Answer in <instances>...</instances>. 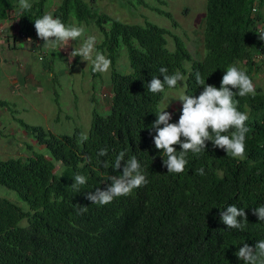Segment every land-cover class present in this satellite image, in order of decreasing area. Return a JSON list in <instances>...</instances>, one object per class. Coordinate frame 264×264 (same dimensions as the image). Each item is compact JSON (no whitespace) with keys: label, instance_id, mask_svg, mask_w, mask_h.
<instances>
[{"label":"trees","instance_id":"trees-1","mask_svg":"<svg viewBox=\"0 0 264 264\" xmlns=\"http://www.w3.org/2000/svg\"><path fill=\"white\" fill-rule=\"evenodd\" d=\"M46 1L28 0L30 10L16 9L17 34L38 47L44 41L34 21L46 13ZM133 3L148 5L146 0ZM18 4L19 0H0V21ZM150 7L172 20L169 12ZM204 9V57L198 59L184 41L150 19L122 22L85 0L57 3L54 18L67 24L73 13L78 23L92 25L98 37L101 34L96 49L112 61L111 93L105 97L109 109L102 113L92 106L89 138L83 143L80 127L62 135L18 119L36 145H44L49 153L40 150L10 158L0 154V185L24 202L0 196V264H244L236 256L238 249L264 239V221L253 215L254 208L264 205L262 87H256L254 98L237 96L238 109L248 114L252 129L246 134V158H232L208 141L206 151L187 154L182 174H172L154 144L156 133L150 126L169 90L184 88L186 95L198 96L203 88L195 81L197 71L207 84L219 88L233 64L246 69L255 82L264 65V0H206ZM122 49L126 67L119 61ZM161 67L168 74L179 71L185 80L175 88L165 86L163 93L147 91L153 76L163 80ZM6 105L0 99V107ZM181 109L182 105L171 123L178 122ZM105 147L108 155L98 157ZM121 151L126 152L125 161L136 156L148 183L110 204H93L88 193L106 190L109 177L122 174L124 161L118 170L111 167ZM57 161L62 165L58 169ZM200 168L204 175L197 174ZM77 174L87 177L78 191L72 187ZM233 204L246 212L243 230L227 228L220 219V212ZM80 206L87 212L80 213Z\"/></svg>","mask_w":264,"mask_h":264},{"label":"rangeland","instance_id":"rangeland-1","mask_svg":"<svg viewBox=\"0 0 264 264\" xmlns=\"http://www.w3.org/2000/svg\"><path fill=\"white\" fill-rule=\"evenodd\" d=\"M59 1L47 0L46 13H52ZM85 1L122 22H144L150 19L184 41L192 55L198 59L204 57L203 19L206 0H146L148 5H135L134 0ZM150 6L169 12L172 20ZM17 7L20 4L10 10L8 19L0 21V99L8 103L0 107V154L3 158L26 157L40 150L49 153L44 145H36L35 138L24 131L18 119L31 125H42L62 135L70 134L76 127L88 133L92 106L95 105L102 113L108 111L109 103L105 97L111 93L108 82L110 69L101 73L100 77H95L92 60L84 61L80 56L71 55L74 49L82 46L87 36L93 35L97 41L102 38L101 34L98 37L92 25L78 23L71 13L67 24L83 25L85 34L76 41L70 40L67 45L59 44L55 49L45 44L38 47L17 34ZM166 39L168 47L172 49L171 36L167 35ZM121 54L120 65L126 67L128 59L124 49ZM94 84L97 85L96 89L93 88ZM254 84L264 89V65L256 74ZM183 95H186L184 88L171 89L165 95L160 108L162 110L168 106L165 111L172 115L170 123L178 116V109L183 104L179 99ZM61 166L57 161V169ZM0 196L24 204L15 191L2 185Z\"/></svg>","mask_w":264,"mask_h":264},{"label":"clouds","instance_id":"clouds-1","mask_svg":"<svg viewBox=\"0 0 264 264\" xmlns=\"http://www.w3.org/2000/svg\"><path fill=\"white\" fill-rule=\"evenodd\" d=\"M23 10H30L32 5L28 0H19ZM255 9V7H253ZM34 27L39 39L44 41L48 47L55 49L59 44L67 45L70 40L76 41L85 34L83 25L65 24L59 17L47 12L34 21ZM261 38V37H260ZM264 40V38H261ZM97 38L93 35L87 36L82 46L74 49L72 57L80 56L84 61L92 60L94 73H106L109 71L112 61L96 49ZM159 72L163 80L153 76L148 84L147 91L152 93H163L165 86L175 88L178 82L184 81L185 77L179 71L168 74L166 67H161ZM195 81L201 85L203 91L198 96L183 95L179 100L183 102L179 120L170 123L171 113L160 110L156 113L157 119L150 126L155 129L154 144L156 149L162 150L163 163L168 173L182 174L188 165L187 154H200L206 151V142L211 141L213 148L225 150L228 156L237 159L246 158V134L252 129L247 125L249 119L246 112L238 109V97L256 95V86L247 73L236 65H229L222 76L220 86L207 84L200 72L195 73ZM235 89L236 91H233ZM162 125V127H161ZM87 133H81V143L88 140ZM175 145H179L177 151ZM98 157L108 155V149L101 148L97 153ZM125 151L119 152L111 167L115 170L121 168L124 161L122 174L110 176L111 184L106 190L96 189L95 194L88 193L87 199L93 204L107 205L117 197L130 195L134 189L148 183L146 175L141 169V164L136 156H131L125 161ZM86 159H89L86 157ZM108 167L107 161L102 162ZM197 174L204 175V169H197ZM87 182V177L77 174L74 177L72 187L79 190L80 185ZM87 207L80 206V213L87 212ZM220 219L230 229L243 230L247 226V215L244 208L235 204L229 205L226 210L220 212ZM253 215L258 216L259 221H264V205L254 208ZM236 256L244 264H264V239L249 246L244 243L236 252Z\"/></svg>","mask_w":264,"mask_h":264},{"label":"crops","instance_id":"crops-1","mask_svg":"<svg viewBox=\"0 0 264 264\" xmlns=\"http://www.w3.org/2000/svg\"><path fill=\"white\" fill-rule=\"evenodd\" d=\"M10 45V44H9Z\"/></svg>","mask_w":264,"mask_h":264}]
</instances>
